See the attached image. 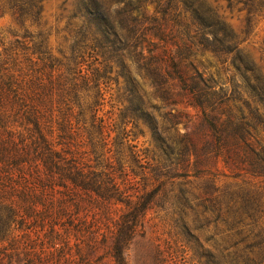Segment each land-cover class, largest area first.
Returning a JSON list of instances; mask_svg holds the SVG:
<instances>
[{
	"label": "trees",
	"instance_id": "1",
	"mask_svg": "<svg viewBox=\"0 0 264 264\" xmlns=\"http://www.w3.org/2000/svg\"><path fill=\"white\" fill-rule=\"evenodd\" d=\"M44 1L0 0V6L22 26L27 21L34 25L41 20ZM235 1L246 12L250 31L264 14V0ZM117 2L122 0H74L66 28L70 44L58 48L59 55L44 45L46 37L30 48L15 41L16 47L37 55L34 61L20 58L22 52L12 43L0 52V264L12 256L20 264H44L34 243L44 229L51 236L49 243L61 238V230L80 234V240L95 232L100 215L109 222L106 240L114 263L128 264L126 252L158 194L170 179L188 176L174 170L205 165L209 153L226 151L234 161L229 150L234 141H242L253 155L249 171L264 174V150H254L245 140L246 122L236 120L215 86L190 68L191 63L185 64L192 54L190 44L167 24L158 25L151 36L172 41L165 56L158 57L145 46L152 41L141 31L138 18L125 22L122 15L127 12L117 9ZM192 11L197 13V6ZM194 21L188 31H198ZM39 34L45 35L42 30ZM240 39L234 29V42ZM133 54L151 69L153 85L194 101L207 133L184 122L185 130L173 134L179 113L160 114L170 121L171 126H165L153 112L159 108L137 99L142 86L131 76L126 77L130 107L125 108L130 113L123 123L105 116V84L115 68L121 67L118 73L123 76L124 61ZM251 71L255 80L264 82V68ZM129 124L149 129L148 147L128 143ZM134 165L147 169L158 184L130 186L139 174ZM218 211L223 224L219 264H264V236L257 243L234 246V213L229 208Z\"/></svg>",
	"mask_w": 264,
	"mask_h": 264
},
{
	"label": "rangeland",
	"instance_id": "2",
	"mask_svg": "<svg viewBox=\"0 0 264 264\" xmlns=\"http://www.w3.org/2000/svg\"><path fill=\"white\" fill-rule=\"evenodd\" d=\"M73 2L45 0L40 22L33 25L27 21L24 26L13 19L5 6H0V38L4 41L0 42V52L12 43L13 48L22 52L20 58L23 55L34 61L37 55L31 54V49L16 47L15 41L30 48L46 37L44 45L59 55L58 48L70 44L65 40ZM115 6L127 12L122 15L125 22L130 23L132 17L138 18L141 31L152 41L145 46L151 47L158 57H164L166 47L172 46L169 39L163 41L151 36L158 25L167 24L175 35L190 44L192 54L188 55L185 64L191 63L190 68H195L215 86L221 100L228 101L236 120L240 118L246 122L243 134L252 148L264 150V82L255 80L251 71V68H264V14L258 16L249 31L246 12L235 0H122ZM196 6L198 12L194 13L192 8ZM194 18L198 31L196 28L193 31L194 27L188 31L186 27L190 22L195 24ZM234 29L240 35L239 43L234 42ZM40 30L44 36L39 34ZM187 53L190 51L186 50ZM142 62L133 54L130 60L124 61L123 76L118 73L122 68H115L105 84V116L123 123L126 112L130 113L125 108L130 107L126 77L131 76L142 86L138 87L137 99L147 106L152 104L159 108L152 111L165 126H171L170 121L162 119L160 114L179 113L171 131L173 134L175 129L185 130L184 122L201 134L207 133V128L201 124L199 109L192 105L194 101L190 97L171 95L153 85L151 69L140 65ZM162 95L167 99L164 100ZM128 129L132 130L129 144L142 150L149 146L151 134L146 126L135 128L129 124ZM229 152L234 161L228 159V155L226 157V151L219 156L209 153L205 165L174 170L175 174L188 173V176L170 179L165 191L158 194L126 252L128 264H219L223 224L218 208H222V212L229 208L234 213V246L261 240L264 236V174L257 176L249 171L253 155L242 141H234ZM224 158L230 161L226 162ZM134 167L139 174L131 180L130 186L142 188L148 184V188H154L158 184L147 169ZM128 170L131 172L130 168ZM98 218L95 232L80 240L77 238L80 234L76 236L72 230L66 233L61 230V238L49 243L51 236L44 229L41 239L34 242L44 264H115L106 240L108 219L105 215ZM88 219H92L91 215ZM18 260L12 256L4 258L1 264H20Z\"/></svg>",
	"mask_w": 264,
	"mask_h": 264
}]
</instances>
